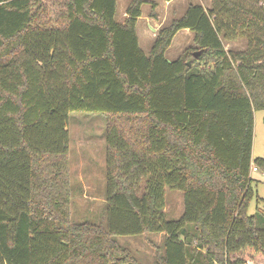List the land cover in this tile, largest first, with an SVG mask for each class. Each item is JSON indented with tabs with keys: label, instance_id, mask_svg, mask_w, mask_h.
<instances>
[{
	"label": "trees",
	"instance_id": "1",
	"mask_svg": "<svg viewBox=\"0 0 264 264\" xmlns=\"http://www.w3.org/2000/svg\"><path fill=\"white\" fill-rule=\"evenodd\" d=\"M45 1L0 0V264H140L116 237L152 234V264H264V206L246 213L251 166L264 173L251 159L264 0L189 3L147 54L136 22L143 4L156 18L155 0H130L121 22L115 0ZM184 29L193 46L167 60ZM220 33L247 49L226 51ZM73 112L105 116L104 223L70 220Z\"/></svg>",
	"mask_w": 264,
	"mask_h": 264
},
{
	"label": "rangeland",
	"instance_id": "2",
	"mask_svg": "<svg viewBox=\"0 0 264 264\" xmlns=\"http://www.w3.org/2000/svg\"><path fill=\"white\" fill-rule=\"evenodd\" d=\"M130 0H115V20L123 21L125 8ZM156 18L150 17V5L141 6V16L136 22V33L139 47L147 54L153 43L154 34L167 25L174 17L183 14L189 3H200L204 8L210 6V0H155ZM249 6H261L262 1L244 0ZM52 0H46L48 8ZM151 18L153 20H151ZM156 26V27H154ZM154 28V29H153ZM189 31V30H188ZM255 36L260 35L256 28H251ZM190 32V31H189ZM144 35H147L146 37ZM156 36V34H155ZM224 48L228 52H242L247 49L246 37L224 40L220 33ZM192 35L178 32L165 52L167 60L177 58L183 50L193 46ZM105 116L97 113L73 112L68 115V154H69V214L73 223L89 222L100 224L104 221L106 209V162H105ZM264 158V110L253 112V138L251 159ZM250 188L252 196L246 213L253 214L264 206V173L250 169ZM182 211L181 194L165 189L164 212L169 217H178ZM104 223V222H103ZM162 234L141 235L134 237H116L118 243L128 250L140 264H152L161 245ZM264 258V256H262ZM253 259V263L260 262Z\"/></svg>",
	"mask_w": 264,
	"mask_h": 264
},
{
	"label": "crops",
	"instance_id": "3",
	"mask_svg": "<svg viewBox=\"0 0 264 264\" xmlns=\"http://www.w3.org/2000/svg\"><path fill=\"white\" fill-rule=\"evenodd\" d=\"M172 1V0H171ZM170 1H168V3H169ZM198 4H200V3H198ZM210 7V6H209ZM208 7V8H209ZM204 8V7H203ZM208 8H204V9H208ZM184 12V11H183ZM151 20H153L152 18H151ZM154 27H156V26H154ZM162 27V26H161ZM154 29V28H153ZM180 31H182L184 34H188V35H192V37H193V34L191 33V32H189L187 29H184V30H180ZM179 31V32H180ZM137 34V33H136ZM154 34V37H155V34L156 33H153ZM145 37L147 36V35H144ZM153 40H154V38H153ZM163 237V236H162Z\"/></svg>",
	"mask_w": 264,
	"mask_h": 264
},
{
	"label": "water",
	"instance_id": "4",
	"mask_svg": "<svg viewBox=\"0 0 264 264\" xmlns=\"http://www.w3.org/2000/svg\"><path fill=\"white\" fill-rule=\"evenodd\" d=\"M198 54H199V52H194V53H193V57H197ZM190 64H191V61H188V62H187V65L189 66Z\"/></svg>",
	"mask_w": 264,
	"mask_h": 264
},
{
	"label": "built area",
	"instance_id": "5",
	"mask_svg": "<svg viewBox=\"0 0 264 264\" xmlns=\"http://www.w3.org/2000/svg\"><path fill=\"white\" fill-rule=\"evenodd\" d=\"M255 169V168H254Z\"/></svg>",
	"mask_w": 264,
	"mask_h": 264
}]
</instances>
